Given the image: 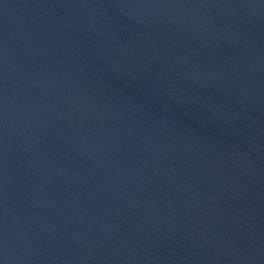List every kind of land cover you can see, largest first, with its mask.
I'll list each match as a JSON object with an SVG mask.
<instances>
[{
  "label": "water",
  "instance_id": "1",
  "mask_svg": "<svg viewBox=\"0 0 264 264\" xmlns=\"http://www.w3.org/2000/svg\"><path fill=\"white\" fill-rule=\"evenodd\" d=\"M0 264H264V0H0Z\"/></svg>",
  "mask_w": 264,
  "mask_h": 264
}]
</instances>
